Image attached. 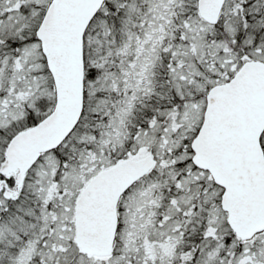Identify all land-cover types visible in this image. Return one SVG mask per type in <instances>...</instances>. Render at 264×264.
Listing matches in <instances>:
<instances>
[{
  "label": "snow or ice",
  "instance_id": "6c2138e0",
  "mask_svg": "<svg viewBox=\"0 0 264 264\" xmlns=\"http://www.w3.org/2000/svg\"><path fill=\"white\" fill-rule=\"evenodd\" d=\"M0 264H264V0H0Z\"/></svg>",
  "mask_w": 264,
  "mask_h": 264
}]
</instances>
